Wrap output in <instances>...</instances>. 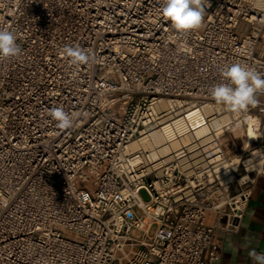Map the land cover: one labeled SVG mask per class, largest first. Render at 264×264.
Returning a JSON list of instances; mask_svg holds the SVG:
<instances>
[{
	"label": "built area",
	"instance_id": "1",
	"mask_svg": "<svg viewBox=\"0 0 264 264\" xmlns=\"http://www.w3.org/2000/svg\"><path fill=\"white\" fill-rule=\"evenodd\" d=\"M0 28L21 48L0 59V264H220L215 229L240 227L264 175L245 162L264 93L235 113L210 89L232 63L264 75V0H205L186 33L162 0H0ZM66 45L95 62L71 66Z\"/></svg>",
	"mask_w": 264,
	"mask_h": 264
},
{
	"label": "clouds",
	"instance_id": "2",
	"mask_svg": "<svg viewBox=\"0 0 264 264\" xmlns=\"http://www.w3.org/2000/svg\"><path fill=\"white\" fill-rule=\"evenodd\" d=\"M205 0H162V13L178 33H186L201 27ZM21 48L16 34L8 28H0V59L18 57ZM63 55L69 58L71 66L79 68L95 62V56L79 46L63 48ZM223 81L210 89L214 101L228 110L240 113L258 103V93H264V75L254 67L239 62L225 65L221 70ZM48 115L56 122V127L69 130L75 126L78 113L66 112L62 107H54ZM254 264H264V253L249 252Z\"/></svg>",
	"mask_w": 264,
	"mask_h": 264
},
{
	"label": "crops",
	"instance_id": "3",
	"mask_svg": "<svg viewBox=\"0 0 264 264\" xmlns=\"http://www.w3.org/2000/svg\"><path fill=\"white\" fill-rule=\"evenodd\" d=\"M264 131V128L262 129ZM217 221L216 213L209 212L206 222ZM220 220L213 234L212 243L217 246L220 264H254L249 256L251 250L264 253V175L257 177L240 227L235 231L223 229ZM209 248L206 250V253Z\"/></svg>",
	"mask_w": 264,
	"mask_h": 264
},
{
	"label": "bare ground",
	"instance_id": "4",
	"mask_svg": "<svg viewBox=\"0 0 264 264\" xmlns=\"http://www.w3.org/2000/svg\"><path fill=\"white\" fill-rule=\"evenodd\" d=\"M169 108H170V105H169V103H167L166 109H169ZM196 112H198V111H196ZM200 113H199V115H200ZM221 120H222L221 118L219 120H217L218 121L217 123H219ZM247 120H248V127L247 128L243 127V125L240 122H238V126L236 128H237V131H248L249 138L252 139L255 137L257 131H259V120L257 118L251 117V116H249L247 118ZM153 131H159V130H153ZM151 141L156 142V143H160L162 141V137L158 132H154ZM145 142L146 141L144 140V142H143L144 145L146 144ZM260 161L264 162V151L259 150V149L254 150L252 157L245 160L246 164H248L250 169L255 167L258 164V162H260Z\"/></svg>",
	"mask_w": 264,
	"mask_h": 264
},
{
	"label": "rangeland",
	"instance_id": "5",
	"mask_svg": "<svg viewBox=\"0 0 264 264\" xmlns=\"http://www.w3.org/2000/svg\"><path fill=\"white\" fill-rule=\"evenodd\" d=\"M141 194H142V196H143L145 199L148 198V194H147V192H146L145 190H142Z\"/></svg>",
	"mask_w": 264,
	"mask_h": 264
}]
</instances>
